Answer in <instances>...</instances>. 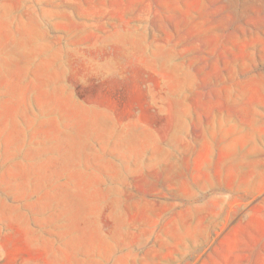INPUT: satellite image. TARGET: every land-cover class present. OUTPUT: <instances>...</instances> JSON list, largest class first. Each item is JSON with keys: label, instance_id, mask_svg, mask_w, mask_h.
I'll return each mask as SVG.
<instances>
[{"label": "rangeland", "instance_id": "374dc122", "mask_svg": "<svg viewBox=\"0 0 264 264\" xmlns=\"http://www.w3.org/2000/svg\"><path fill=\"white\" fill-rule=\"evenodd\" d=\"M0 264H264V0H0Z\"/></svg>", "mask_w": 264, "mask_h": 264}]
</instances>
